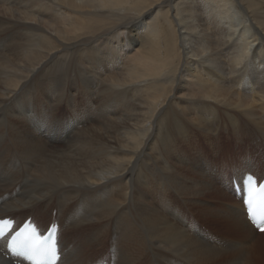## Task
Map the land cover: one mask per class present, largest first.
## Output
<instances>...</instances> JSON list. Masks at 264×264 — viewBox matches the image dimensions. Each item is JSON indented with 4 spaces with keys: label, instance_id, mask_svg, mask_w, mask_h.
<instances>
[{
    "label": "bare ground",
    "instance_id": "obj_1",
    "mask_svg": "<svg viewBox=\"0 0 264 264\" xmlns=\"http://www.w3.org/2000/svg\"><path fill=\"white\" fill-rule=\"evenodd\" d=\"M247 172L264 0H0V218L58 264H264Z\"/></svg>",
    "mask_w": 264,
    "mask_h": 264
},
{
    "label": "snow or ice",
    "instance_id": "obj_2",
    "mask_svg": "<svg viewBox=\"0 0 264 264\" xmlns=\"http://www.w3.org/2000/svg\"><path fill=\"white\" fill-rule=\"evenodd\" d=\"M249 187L247 199V218L255 228L264 234V183L255 187V181L248 177ZM12 229V221L0 218V252H6L11 257H20L30 264H57L59 252L55 240L56 226L53 225L48 235H40L32 224H25L8 237Z\"/></svg>",
    "mask_w": 264,
    "mask_h": 264
},
{
    "label": "rangeland",
    "instance_id": "obj_3",
    "mask_svg": "<svg viewBox=\"0 0 264 264\" xmlns=\"http://www.w3.org/2000/svg\"><path fill=\"white\" fill-rule=\"evenodd\" d=\"M99 260V259H98Z\"/></svg>",
    "mask_w": 264,
    "mask_h": 264
}]
</instances>
